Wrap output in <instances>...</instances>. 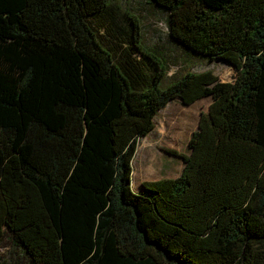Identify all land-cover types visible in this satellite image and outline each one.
Wrapping results in <instances>:
<instances>
[{"label": "trees", "instance_id": "16d2710c", "mask_svg": "<svg viewBox=\"0 0 264 264\" xmlns=\"http://www.w3.org/2000/svg\"><path fill=\"white\" fill-rule=\"evenodd\" d=\"M152 1L233 79L164 84L112 0H0V264H264V0ZM205 97L179 174L134 191L158 111Z\"/></svg>", "mask_w": 264, "mask_h": 264}, {"label": "rangeland", "instance_id": "374dc122", "mask_svg": "<svg viewBox=\"0 0 264 264\" xmlns=\"http://www.w3.org/2000/svg\"><path fill=\"white\" fill-rule=\"evenodd\" d=\"M119 9L133 13L140 23L142 44L158 54L168 72L164 84H169L186 72L212 71L220 81H231L235 68L222 60H210L195 55L187 47L169 36L168 14L152 0H112ZM119 12V11H118ZM211 99L205 97L190 105L178 99L169 102L154 118V130L138 141L133 160L131 188L137 191L144 180L175 178L181 171L178 159L169 157L164 150L186 153L191 133L197 129L201 112L205 113ZM7 251L0 248V256ZM8 259V258H6Z\"/></svg>", "mask_w": 264, "mask_h": 264}]
</instances>
